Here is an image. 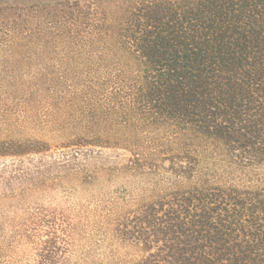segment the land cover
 <instances>
[{
  "label": "trees",
  "instance_id": "1",
  "mask_svg": "<svg viewBox=\"0 0 264 264\" xmlns=\"http://www.w3.org/2000/svg\"><path fill=\"white\" fill-rule=\"evenodd\" d=\"M12 121L0 264H264V0H0Z\"/></svg>",
  "mask_w": 264,
  "mask_h": 264
},
{
  "label": "rangeland",
  "instance_id": "2",
  "mask_svg": "<svg viewBox=\"0 0 264 264\" xmlns=\"http://www.w3.org/2000/svg\"><path fill=\"white\" fill-rule=\"evenodd\" d=\"M32 65V64H31ZM24 65L21 64H13L15 68H22ZM16 121H12V125L10 128L9 126H5L4 123L0 122V139L3 138H14V139H26V138H43L47 140L49 143V152L55 153L58 150L55 148L54 137H52L51 128L48 126H37L30 123H16ZM8 128V129H7ZM2 160H0L1 163ZM34 197L30 195L27 197V201L33 202Z\"/></svg>",
  "mask_w": 264,
  "mask_h": 264
}]
</instances>
